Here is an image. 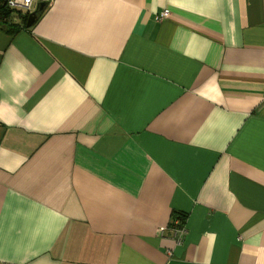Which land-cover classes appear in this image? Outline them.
I'll use <instances>...</instances> for the list:
<instances>
[{"label":"crops","instance_id":"0c3cea01","mask_svg":"<svg viewBox=\"0 0 264 264\" xmlns=\"http://www.w3.org/2000/svg\"><path fill=\"white\" fill-rule=\"evenodd\" d=\"M40 3L0 25V264H264V0Z\"/></svg>","mask_w":264,"mask_h":264},{"label":"built area","instance_id":"2783aa9c","mask_svg":"<svg viewBox=\"0 0 264 264\" xmlns=\"http://www.w3.org/2000/svg\"><path fill=\"white\" fill-rule=\"evenodd\" d=\"M7 8L15 13V20H19V15H28L35 8L39 0H2ZM169 16L168 10H163L158 19H162ZM173 225L179 227L180 232L184 231L183 223L179 218L173 220ZM164 228H160V233H163Z\"/></svg>","mask_w":264,"mask_h":264},{"label":"trees","instance_id":"16d2710c","mask_svg":"<svg viewBox=\"0 0 264 264\" xmlns=\"http://www.w3.org/2000/svg\"><path fill=\"white\" fill-rule=\"evenodd\" d=\"M42 11L38 12V16ZM15 13L12 10L6 7L4 2L0 0V25L4 26L10 32H17L21 28H25V19L22 18V15H19V21L14 19ZM18 22V23H17ZM180 220L184 221V218L180 215L178 216Z\"/></svg>","mask_w":264,"mask_h":264},{"label":"water","instance_id":"95a60500","mask_svg":"<svg viewBox=\"0 0 264 264\" xmlns=\"http://www.w3.org/2000/svg\"><path fill=\"white\" fill-rule=\"evenodd\" d=\"M44 9V3H40L31 13H29L28 15H22V18L25 19V27L29 28L31 27L37 17H38V12L42 11Z\"/></svg>","mask_w":264,"mask_h":264}]
</instances>
